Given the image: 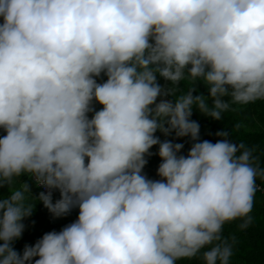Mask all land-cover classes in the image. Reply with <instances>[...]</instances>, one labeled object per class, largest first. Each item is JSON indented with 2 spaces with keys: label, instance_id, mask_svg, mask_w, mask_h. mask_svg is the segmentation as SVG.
Returning a JSON list of instances; mask_svg holds the SVG:
<instances>
[{
  "label": "clouds",
  "instance_id": "clouds-1",
  "mask_svg": "<svg viewBox=\"0 0 264 264\" xmlns=\"http://www.w3.org/2000/svg\"><path fill=\"white\" fill-rule=\"evenodd\" d=\"M256 100L264 0H0V264H229L222 225L251 220L264 168L228 130L199 139L190 116ZM157 131L188 136L187 153ZM152 145L158 179L143 172ZM38 200L76 219L17 252Z\"/></svg>",
  "mask_w": 264,
  "mask_h": 264
},
{
  "label": "trees",
  "instance_id": "trees-1",
  "mask_svg": "<svg viewBox=\"0 0 264 264\" xmlns=\"http://www.w3.org/2000/svg\"><path fill=\"white\" fill-rule=\"evenodd\" d=\"M106 77L101 73L97 77L98 81H102ZM161 84H166L163 78L158 76ZM180 92L186 90L188 82H180ZM198 92L207 95L206 86L196 83L193 89V95ZM165 99L170 97L165 96ZM159 99V97H158ZM94 110L102 107L98 102L93 101ZM91 116V113L88 114ZM190 119L196 120L199 124V139L215 142L222 139L215 135L217 131L228 130L229 138L234 143L243 141L248 147L254 149L253 155L257 157V163L264 168V100H256L247 104H230V108L222 113V119H213L198 111L193 106ZM4 132L0 129V135ZM155 135L161 140L169 139L174 142L183 144L180 152L186 154L192 141L188 136L175 137L174 135L164 136L163 133L157 131ZM157 145H152L150 151L153 153L147 156V162L143 167V172L147 177L158 179L156 168L160 162V157L156 154ZM20 180L26 181L33 194L42 191L40 186L35 185L33 179L25 174L19 177ZM19 181H16L18 184ZM8 186L0 185V196L7 194ZM53 200L59 198V191L54 189ZM78 208H72L68 214L55 217L43 205L41 201H37L31 215L22 219L25 225L19 238L12 242V246L21 252L25 244L31 245L43 233L51 230L59 231L61 227L76 219ZM251 220L245 227H241L243 218H236L227 221L222 225L221 236L232 244V255L229 258V264H264V179L259 176L255 178V191L252 198V208L248 213ZM35 259V257L33 258ZM177 264H203L199 255L191 258H181Z\"/></svg>",
  "mask_w": 264,
  "mask_h": 264
},
{
  "label": "built area",
  "instance_id": "built-area-1",
  "mask_svg": "<svg viewBox=\"0 0 264 264\" xmlns=\"http://www.w3.org/2000/svg\"><path fill=\"white\" fill-rule=\"evenodd\" d=\"M42 191H48L47 188H45L43 185L40 186ZM54 195V189L52 190V196Z\"/></svg>",
  "mask_w": 264,
  "mask_h": 264
}]
</instances>
